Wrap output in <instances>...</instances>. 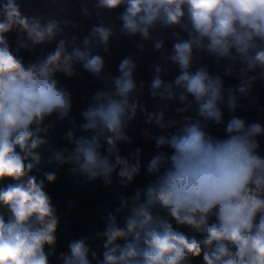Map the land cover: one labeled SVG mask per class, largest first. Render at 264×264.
<instances>
[{"label":"clouds","instance_id":"9594fccd","mask_svg":"<svg viewBox=\"0 0 264 264\" xmlns=\"http://www.w3.org/2000/svg\"><path fill=\"white\" fill-rule=\"evenodd\" d=\"M94 7L120 10L117 18L127 36L147 40L157 25L186 33L187 38L173 33L177 42L169 56L179 75L165 83L157 65L150 91L153 97L166 93L172 98L174 84L183 90L181 101L186 94L194 97L198 115L206 121L223 123V81L206 67L191 70L194 50L239 63L243 79L236 91L242 94L257 79L249 72L259 69L264 79V0H95ZM83 13L89 15L86 7ZM61 33L56 18L29 16L18 0H0V264H52L59 220L45 188L57 176L52 171L42 179L33 174L42 162L38 150L46 143L42 124L54 114L63 121L72 110V94L59 76L74 75L78 62L100 77L105 61L93 54L92 42L98 40L107 52L113 35L110 27L96 25L84 37L83 48L69 49L61 39L35 60L20 55L29 43L43 45ZM162 47L157 40L155 48ZM136 68L131 58L122 59L112 89L93 93L82 110L84 134L69 131L72 148L54 152L50 161L74 165L73 173L79 170L89 181L102 178L105 185L113 173L122 182L134 181L139 161L129 163L117 145L132 143L125 129L136 116L130 96L137 88ZM227 103L230 111L237 107L231 89ZM72 122L75 126V118ZM224 131V137L213 136L196 120L158 137L157 149L168 151L148 162L152 179L147 185L130 198L121 196L120 205L107 213L104 229L97 233L102 250H93L86 236L73 239L59 254L60 264H264V154L258 139L264 126L233 115Z\"/></svg>","mask_w":264,"mask_h":264},{"label":"rangeland","instance_id":"374dc122","mask_svg":"<svg viewBox=\"0 0 264 264\" xmlns=\"http://www.w3.org/2000/svg\"><path fill=\"white\" fill-rule=\"evenodd\" d=\"M21 4L22 11L29 16L41 15L46 21L49 17H54L61 21V27L63 33L58 34L56 39L52 42L45 43L33 47L29 43L28 49H21L20 55L27 60H35L36 58L44 55L46 52L51 51L57 44V42L63 39L66 42V46L71 49L73 46L83 48L84 37L90 34L93 26L104 25L112 29L113 35L109 39L107 45L108 51H104V45L99 44L98 40H93L91 51L93 54H99L105 61V67L100 77H95L91 73L83 69L80 63L74 64V75L71 77L66 75H60L59 78L63 85L72 94L74 101L80 102L81 112L91 102L89 91L96 92L98 90H110L112 89V79L119 75L118 65L124 58H131L137 65L134 71L133 78L136 81L137 88L130 94L131 99L136 102L137 110L136 116L133 120L129 121L125 131L129 138L132 140L130 145L135 151L139 149V155L146 160L145 169L147 170L148 161L150 155H156L161 151H168L166 147L157 149L156 139L160 136L168 137L171 134L178 131L182 126L190 121L199 120L202 127L208 133L216 137H224L226 135L224 129L231 116H238L236 110L230 111L228 106V90H233L234 94L237 87L241 84L242 77L240 75L239 63H233L227 58L214 57L208 54L206 51L194 50V59L192 65V71L198 67H206L210 75H218L223 81V93L224 99L219 103V107L223 113V123L216 124L213 121H206L203 117L198 115V105L190 94L187 95L185 101H181L180 93L183 91L181 88L176 87L173 84L174 95L172 98H168L165 93L164 96L157 95L153 97L150 91V84L155 73L157 65L161 67V78L165 83H173L176 76L179 75V67L174 64L169 56L172 54L173 45L177 42V38L173 35L174 32H179L180 38H187L186 33L180 31L178 27L165 28L161 25H157L154 29L150 30V38L145 40L141 36H127L121 32L122 22L117 18V14L120 10L108 11L98 10L94 7L95 0H18ZM87 8L89 15H84L83 8ZM99 11V15L97 12ZM67 20L68 23L64 24L63 21ZM75 25V27L73 26ZM75 37V45L72 43V38ZM160 40L163 42V47L159 50L155 48V42ZM16 34L13 33L10 37V42L13 47H16ZM143 45V47H139ZM229 69L231 73L229 74ZM259 69L256 72H249L248 76H257V79L252 83L249 93L252 96V102L255 109L254 122L260 123L264 126V79L259 78ZM141 84L143 87L141 88ZM83 87L87 88L86 95H89L87 99L82 100L79 97L80 90ZM81 88V89H80ZM160 92L163 89L158 90ZM85 101V102H84ZM157 117H160L159 123ZM240 117V116H238ZM251 124L248 118L240 117ZM47 126L46 134H42L41 137L46 140V148L52 149L58 140L56 133L55 117L52 115L48 117L45 122ZM260 140V151L264 154V136L258 137ZM56 140V141H55ZM77 175L81 176V179H85L84 174L79 170L76 171ZM101 179V178H98ZM97 179V180H98ZM94 182L93 184H95ZM101 183V182H100ZM111 190L113 192V200L110 203V207L107 212L113 211L115 207L120 205V197H125L124 192L121 189V183L117 179L116 174L112 176ZM80 192V196H84L85 189L77 190ZM88 192L92 194L94 188L88 189ZM130 194L134 192L129 191ZM96 195V194H94ZM78 204H80L78 206ZM87 204H91L90 199L85 203L77 201L75 207L79 209L80 214L85 212ZM101 209L105 208V202H101ZM105 219V218H104ZM97 221L101 219L97 218ZM104 224L99 231L95 230L92 225H89V231L93 234L101 232L104 229ZM93 237V236H92ZM91 237V238H92ZM67 245V244H66ZM193 264H200V261H194Z\"/></svg>","mask_w":264,"mask_h":264},{"label":"trees","instance_id":"16d2710c","mask_svg":"<svg viewBox=\"0 0 264 264\" xmlns=\"http://www.w3.org/2000/svg\"><path fill=\"white\" fill-rule=\"evenodd\" d=\"M87 91V88L83 87L82 90L77 92L82 100L89 97V95H86ZM89 93L90 95H93L92 92L89 91ZM93 93L95 92L93 91ZM53 116L55 117V129L58 140H55L56 144H54L55 146L52 149L48 150L44 144L38 150L41 154L42 162L38 166L39 171H34L33 174L36 175L38 179H42L43 174L49 171L55 172L57 176V179L54 183L46 182L45 190L49 193L52 199V203L56 208V215L59 220L57 232L58 242L55 246V255L50 257V260L52 264H60L58 256L61 252L67 251L66 244L70 240L86 236L89 238L88 243L93 248V250H96L98 253L102 250L100 247H98V245L101 244L100 238L97 236V234H93V237L91 236V238L90 235L92 233L89 231L88 226L92 225L95 230L99 231L102 225H105L108 213L107 210L110 207V203L114 197L111 186L105 185L102 181V178L91 181L86 180V178L81 179V176L77 175V172L73 173L70 171L74 165H59L55 160L50 161V158L53 156L54 152H62L65 148H72V144L67 139V133L69 131H73L75 136L84 134L79 127V125L83 122L80 102L73 100L72 110L68 117H66L63 121L57 119L56 114ZM73 118H75V126L72 122ZM47 119L48 117L42 124V128L46 129V131L47 126L45 122ZM46 131H42L41 135L46 134ZM117 147L120 149V155L126 158L129 163L134 164L138 160L140 164V172L131 183L122 182L118 174L115 173L117 179L122 184L121 189L125 194V198H130L132 194H130L129 191L135 192L136 188L143 189L152 179V176L145 169L146 160H144L140 155L137 156L136 151L130 145L127 143H118ZM153 156L155 155H150L147 160L150 161ZM94 182L96 183L93 184ZM92 188H94L95 192L90 194L88 189ZM81 189H85L83 197L80 196V192L77 191ZM89 199L91 204H87L85 207V212L80 214L79 209L75 207L77 201H80L83 204ZM101 202H105V208L103 209L100 207ZM79 205L80 204H78V206ZM97 218L101 219V221H97ZM181 230L185 231L186 233L190 231L187 228H182ZM93 264H95V262H93Z\"/></svg>","mask_w":264,"mask_h":264},{"label":"water","instance_id":"95a60500","mask_svg":"<svg viewBox=\"0 0 264 264\" xmlns=\"http://www.w3.org/2000/svg\"><path fill=\"white\" fill-rule=\"evenodd\" d=\"M19 2V1H18ZM237 98V107L235 108L236 113L240 117H246L250 122L255 120V109L252 102V96L249 92L235 94Z\"/></svg>","mask_w":264,"mask_h":264},{"label":"bare ground","instance_id":"6f19581e","mask_svg":"<svg viewBox=\"0 0 264 264\" xmlns=\"http://www.w3.org/2000/svg\"><path fill=\"white\" fill-rule=\"evenodd\" d=\"M220 59V58H217V60ZM224 99V98H223Z\"/></svg>","mask_w":264,"mask_h":264}]
</instances>
